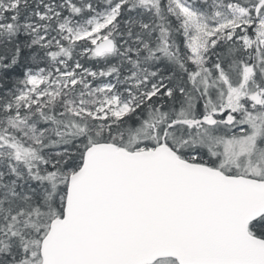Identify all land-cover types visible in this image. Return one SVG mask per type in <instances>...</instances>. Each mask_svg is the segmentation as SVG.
<instances>
[{"label":"snow or ice","instance_id":"6c2138e0","mask_svg":"<svg viewBox=\"0 0 264 264\" xmlns=\"http://www.w3.org/2000/svg\"><path fill=\"white\" fill-rule=\"evenodd\" d=\"M0 264H264V0H0Z\"/></svg>","mask_w":264,"mask_h":264}]
</instances>
